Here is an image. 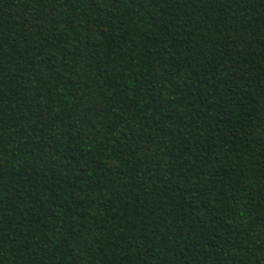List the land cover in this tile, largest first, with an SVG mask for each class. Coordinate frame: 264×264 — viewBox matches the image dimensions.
<instances>
[{"label": "trees", "instance_id": "obj_1", "mask_svg": "<svg viewBox=\"0 0 264 264\" xmlns=\"http://www.w3.org/2000/svg\"><path fill=\"white\" fill-rule=\"evenodd\" d=\"M0 264H264V0H0Z\"/></svg>", "mask_w": 264, "mask_h": 264}]
</instances>
